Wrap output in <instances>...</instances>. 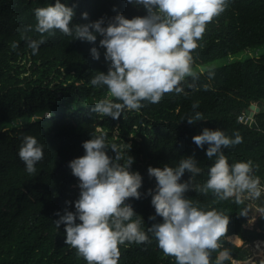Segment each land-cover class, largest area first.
Listing matches in <instances>:
<instances>
[{"label":"trees","instance_id":"trees-1","mask_svg":"<svg viewBox=\"0 0 264 264\" xmlns=\"http://www.w3.org/2000/svg\"><path fill=\"white\" fill-rule=\"evenodd\" d=\"M61 2L74 8V24L102 17L107 21L117 13L128 19L146 15L142 7L127 0ZM54 3L55 0H0V264H87L64 243V226L57 229L53 221L58 219L57 211L63 214L66 207L75 211L74 203H65L79 196L78 178L72 175L68 162L84 154L82 142L91 135L102 133L107 144L118 145L121 163L133 158L130 171L142 175L141 193L155 188V178L147 174L149 166L174 167L187 156H194L202 169L193 184L207 180L208 167L215 157L209 160L207 145L199 148L192 141L206 127L219 128L230 137L239 134L241 143L223 149L229 164L251 160L253 174L264 177V108L256 118L257 129L239 121L252 103H264V54L205 71L199 69L217 59L233 58L264 46V0H227L225 10L207 24L192 50L195 86H187L193 83L192 76L181 82L188 95L165 93L159 103L143 102L142 108L127 110L116 120L92 111L101 99H115L108 95L106 87L89 83L96 72L108 71L105 49L99 48L102 37L98 36L93 44L54 30L43 34L44 43L35 55L27 47V39L41 37L34 30V9ZM85 12L87 20L82 18ZM94 46L101 53L98 61L90 54ZM193 103H198L195 110ZM194 111L202 113L201 120L193 124L183 120ZM47 112L51 117L42 118ZM23 135L36 137L44 146L43 158L32 174L25 171L17 155ZM106 151L114 156L110 149ZM189 176L186 172L180 182ZM184 195L205 210L215 208L229 216L228 231L220 246L228 248L235 261L252 258L251 244L255 241L262 242L259 248H264V231L244 232L246 247L229 243L227 237L240 231L234 198L219 200L210 190L187 191ZM258 199L248 201L255 205ZM150 200L149 196L125 201L144 219L141 227L145 231L152 223L162 221L158 216L156 221L148 219L155 215ZM258 203L264 206V200ZM149 237L151 243L119 245L118 264H176L174 257L164 255L157 247L151 234ZM219 250H212L210 264Z\"/></svg>","mask_w":264,"mask_h":264},{"label":"clouds","instance_id":"clouds-1","mask_svg":"<svg viewBox=\"0 0 264 264\" xmlns=\"http://www.w3.org/2000/svg\"><path fill=\"white\" fill-rule=\"evenodd\" d=\"M127 2L142 7L146 15L128 19L117 13L107 21L102 17L86 24H74V8L55 0L54 4L34 9V30L41 37L26 40L27 47L35 55L44 43L43 34H51L54 30L93 44L98 36L102 37L99 48L105 49L103 55L108 71L106 74L96 72L89 83L106 87L108 95L115 99H101L92 111L113 120L127 110H139L144 106L143 102L159 103L165 93L188 95L181 82L192 76L193 83L187 86H195L196 77L191 68L192 50L197 47L207 24L227 6V0ZM113 11L116 9L113 8ZM82 18L87 20L88 14L82 13ZM28 30H32V26H28ZM90 54L94 60L100 59L98 47H92ZM191 107L195 110L198 103H193ZM50 117L47 112L42 118ZM201 118L202 113L194 111L183 120L193 124ZM233 137L219 128L212 130L207 127L192 137L197 147L207 145L205 152L209 160L215 157L203 184H193L202 169L194 156H187L174 167L167 164L149 166L147 174L149 178H155V188L141 193L139 189L143 177L139 172L130 171L133 158L130 156L125 163H121L122 154L118 145L107 144L102 133L91 135V139L82 142L84 154L68 162L72 175L78 178L79 196L74 202L65 203L68 206L74 203L75 211L66 207L63 214L60 211L55 213L58 219L53 222L57 229L64 226V243L74 248L87 264H118L119 245L126 242L151 243L149 234L155 238L164 255L175 258L176 264H210L211 252L218 248L220 250L213 264L230 261L229 249L220 246L221 238L228 231L229 216L215 208L205 210L185 198L184 194L193 190H210L217 199L234 198L236 203L260 197L264 185L253 174V162L247 160L229 164L224 154V148L242 142L239 134L234 133ZM43 147L36 137L22 136L17 155L27 173L36 172V165L43 158ZM107 149L114 156H109ZM186 172L190 173L189 178L180 182ZM149 196L155 215L148 219L156 221L158 216L162 221L152 223L145 231L141 227L144 219L125 201ZM227 239L231 243L232 237Z\"/></svg>","mask_w":264,"mask_h":264},{"label":"rangeland","instance_id":"rangeland-1","mask_svg":"<svg viewBox=\"0 0 264 264\" xmlns=\"http://www.w3.org/2000/svg\"><path fill=\"white\" fill-rule=\"evenodd\" d=\"M262 54H264V46L256 50H247L238 55H235L233 58L217 59L214 62L208 63L207 65L200 66L199 69L201 71H205L207 69L217 68V67L226 65L229 62L259 57ZM195 71L196 69H192V72H195ZM261 192L262 194L259 197L260 199L256 201L255 205H252L248 201V199H242V201L238 203L236 207L238 208L237 214H236V221L240 228V231L237 235L239 238H242L243 233L246 231H257V232L264 231V206L263 204L258 203L260 200L262 201L264 200V190H262ZM233 244L236 245L235 243ZM246 244L245 243L243 244V241H242V245H236V246L246 247L247 246ZM260 245H261V242H258V241L251 244L252 251H253L252 258H250V260L241 261L239 262V264H261V262L264 261V254H263V248L261 247L259 248ZM233 262L234 264H236L235 261Z\"/></svg>","mask_w":264,"mask_h":264},{"label":"water","instance_id":"water-1","mask_svg":"<svg viewBox=\"0 0 264 264\" xmlns=\"http://www.w3.org/2000/svg\"><path fill=\"white\" fill-rule=\"evenodd\" d=\"M264 108L263 102H257L256 104H251L249 108L245 110V115L249 117L247 125L251 126L254 129H257L256 118L261 109ZM264 254V248H263Z\"/></svg>","mask_w":264,"mask_h":264},{"label":"built area","instance_id":"built-area-1","mask_svg":"<svg viewBox=\"0 0 264 264\" xmlns=\"http://www.w3.org/2000/svg\"><path fill=\"white\" fill-rule=\"evenodd\" d=\"M248 119L249 118L246 117V115H242V116H240L239 121L241 123L247 124V122L249 121ZM256 177H258V176H256ZM259 181H260V184L261 185H264V177L263 178L262 177H259Z\"/></svg>","mask_w":264,"mask_h":264},{"label":"bare ground","instance_id":"bare-ground-1","mask_svg":"<svg viewBox=\"0 0 264 264\" xmlns=\"http://www.w3.org/2000/svg\"><path fill=\"white\" fill-rule=\"evenodd\" d=\"M261 194H262V192H261ZM231 242L235 243L236 245H242V241L237 239L236 237H232V241ZM236 264H239V263H236Z\"/></svg>","mask_w":264,"mask_h":264},{"label":"crops","instance_id":"crops-1","mask_svg":"<svg viewBox=\"0 0 264 264\" xmlns=\"http://www.w3.org/2000/svg\"><path fill=\"white\" fill-rule=\"evenodd\" d=\"M230 237H236V238H237V239H239V240H241V239H242V238L240 239V238H239L237 235L230 236ZM241 241H243V244H244V243L246 244V241H245V240H241ZM246 245H247V244H246ZM230 261H231V263H232V264H234V262H233V261H235V260L231 258V260H230ZM235 262H236V263H239L240 261H235Z\"/></svg>","mask_w":264,"mask_h":264}]
</instances>
